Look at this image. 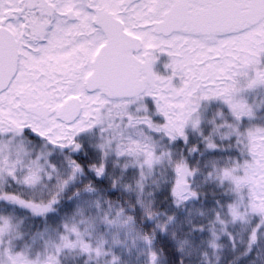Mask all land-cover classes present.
<instances>
[{
    "label": "snow or ice",
    "instance_id": "snow-or-ice-1",
    "mask_svg": "<svg viewBox=\"0 0 264 264\" xmlns=\"http://www.w3.org/2000/svg\"><path fill=\"white\" fill-rule=\"evenodd\" d=\"M0 264H264V0H0Z\"/></svg>",
    "mask_w": 264,
    "mask_h": 264
}]
</instances>
